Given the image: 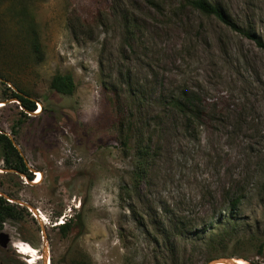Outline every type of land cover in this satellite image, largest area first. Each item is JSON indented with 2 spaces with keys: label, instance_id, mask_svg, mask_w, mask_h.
Returning <instances> with one entry per match:
<instances>
[{
  "label": "rangeland",
  "instance_id": "1",
  "mask_svg": "<svg viewBox=\"0 0 264 264\" xmlns=\"http://www.w3.org/2000/svg\"><path fill=\"white\" fill-rule=\"evenodd\" d=\"M212 2L264 40V0ZM157 3L0 0V131L33 179L0 146V192L24 204L0 229V264H44V247L48 264H264V51L180 0ZM56 75L73 95L51 89ZM185 89L203 119L166 120ZM119 122L140 136L128 147ZM239 197L236 240L219 245L234 224L212 223Z\"/></svg>",
  "mask_w": 264,
  "mask_h": 264
},
{
  "label": "trees",
  "instance_id": "2",
  "mask_svg": "<svg viewBox=\"0 0 264 264\" xmlns=\"http://www.w3.org/2000/svg\"><path fill=\"white\" fill-rule=\"evenodd\" d=\"M149 4L155 6L157 10H160V5L157 3V0H147ZM181 7H188L192 10L198 12L202 16L208 19H215L216 21L220 22L227 28L232 31L237 32L238 34L244 36L246 39L254 42L256 46L264 51V40L262 37L258 36L256 33L252 31V29H245L242 27L237 26L227 15L224 9L213 3L212 0H180ZM33 51L36 54L37 58L41 60V46L38 40L33 41L32 43ZM1 78V77H0ZM51 89L58 94L71 96L75 93L76 84L72 76L70 75H56L51 82ZM12 98H16L21 102L22 107L30 112L34 113L37 111L36 105L29 101L28 99L22 97L17 93H13L11 96ZM168 108L170 109V115H165V119L168 120L169 116H176L181 118L188 124H192L195 121H201L205 115V107L203 105V101L201 100L200 96L187 89L182 90L179 94L174 96L168 102ZM120 127V134L122 135V144L124 147H128L129 142L135 141L136 139L140 138L137 132L135 133L134 127H126L122 122H119ZM14 136L15 134L12 133ZM0 146L2 147L5 153V163L9 169L20 171L23 174L28 175L27 167L19 155L18 151L13 146L9 137L5 134H0ZM149 148L142 147V156L141 158L144 159L145 155H148ZM31 181H33L31 175H28ZM242 198H237L232 201L231 208L225 211V214L228 215L225 219L222 218L224 221H218L217 224L220 225L221 223L224 224H234L231 225L233 228L231 232L225 234L217 235L218 244L225 245L227 242H231L236 240L235 239V230L237 228L238 222V211L241 206ZM20 207L15 204L9 203L4 198L0 197V229L3 228L4 224L9 220L18 219V211ZM64 234H67L69 230V225L65 223L61 227ZM215 246V245H213ZM75 264H82L80 262H76Z\"/></svg>",
  "mask_w": 264,
  "mask_h": 264
},
{
  "label": "water",
  "instance_id": "3",
  "mask_svg": "<svg viewBox=\"0 0 264 264\" xmlns=\"http://www.w3.org/2000/svg\"><path fill=\"white\" fill-rule=\"evenodd\" d=\"M0 81H2V80L0 79ZM2 82H3V81H2ZM13 101H17V100H13ZM33 115H36V114L33 113ZM0 132H1L0 134H5V135H7V136L9 137V139L11 140V142H12L13 146L15 147V149H16V150L21 154V156H22V153H21V151H20V147H19V145L16 143L14 137L11 136L9 133H5V132H2V131H0ZM28 183H29V184H33V183L30 182V181H28ZM0 197L4 198V199L7 200L9 203H12V204L15 203V204H18V205H20V206H23V205H24V204L21 203L20 201L11 200L8 196H6L5 194H3V193H1V192H0ZM10 242H11L10 239H9L4 233L0 234V243H2L4 246H6V245L9 244ZM45 253H47V247H44L42 256H43V263H44V264H48V262H45V260H44V254H45ZM212 264H241V263H239V260H238V259H229V260H221V261H217V262H214V263H212ZM248 264H251V263L248 262Z\"/></svg>",
  "mask_w": 264,
  "mask_h": 264
},
{
  "label": "bare ground",
  "instance_id": "4",
  "mask_svg": "<svg viewBox=\"0 0 264 264\" xmlns=\"http://www.w3.org/2000/svg\"><path fill=\"white\" fill-rule=\"evenodd\" d=\"M1 107H2V106L0 105V108H1ZM36 113H38V111H37ZM37 176L39 177V179L36 180V181H34L33 184H38V183H39V181H40V179H41V176H40V174H37ZM46 257H47V253L44 254V260H45V262H48V261L46 260ZM41 259H42V261H43V256H41ZM238 260H239V263H241V264H248L247 261L240 260V259H238Z\"/></svg>",
  "mask_w": 264,
  "mask_h": 264
}]
</instances>
